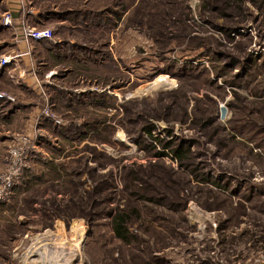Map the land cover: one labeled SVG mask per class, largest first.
Wrapping results in <instances>:
<instances>
[{"label":"rangeland","instance_id":"obj_1","mask_svg":"<svg viewBox=\"0 0 264 264\" xmlns=\"http://www.w3.org/2000/svg\"><path fill=\"white\" fill-rule=\"evenodd\" d=\"M239 6L0 0V57L17 55L0 67V264H215L260 232L264 202L213 191L264 188V0ZM25 25L54 37L21 41ZM118 209L142 241L114 237Z\"/></svg>","mask_w":264,"mask_h":264},{"label":"trees","instance_id":"obj_2","mask_svg":"<svg viewBox=\"0 0 264 264\" xmlns=\"http://www.w3.org/2000/svg\"><path fill=\"white\" fill-rule=\"evenodd\" d=\"M240 4V8L242 7V0H237ZM145 3V1H143V3H141V7L139 9V11L141 10L143 4ZM204 10H206V8H204ZM121 18V15H119V19ZM175 18V13H173L171 15L170 21L172 19ZM167 28V27H166ZM227 35L229 36V32H226ZM230 37V36H229ZM263 95V94H262ZM264 96V95H263ZM145 131H147L146 133H149L150 136H153L152 131L153 129H145ZM219 182V181H217ZM219 184V183H218ZM220 188H223L221 185H218ZM215 193L219 194V195H224L225 198L231 202H233L234 204H236L237 206H239V208H241V210L239 211L240 213H246L249 214L248 212V207H254L256 208V210L261 209V206H255V200H259L261 202H264V198L257 195L255 192H253L252 190H213ZM136 212H133L132 214L130 213H126L121 209L117 210V213H115V215L113 216L112 219V224H111V228L113 230V235L115 238H117L118 240H120L122 242V244L124 245H130L131 243L135 242V241H142L141 237H140V231H136L134 232L132 230V226H133V214ZM230 219H224L220 221V226L219 228H225L227 226V224H229ZM250 231L253 234L252 236H249L251 239H248L245 243L250 242L253 246L256 245H262L264 247V224L259 228V233L257 232L258 229L257 228H249ZM255 232V233H254ZM241 235H246V233L241 234ZM235 236H237L235 234ZM142 245V244H141ZM139 246H137V249H140ZM227 247V246H226ZM226 247L224 248V250L226 249ZM223 249V247H222ZM227 255V253H226ZM241 257H243V254L241 253ZM156 260H159L158 257H154ZM163 261L165 262L164 258H162ZM167 261V260H166ZM241 261L244 263L247 260L245 259V257L243 259H241ZM203 264H213V262L211 261V259L208 257L204 260ZM217 264V263H215Z\"/></svg>","mask_w":264,"mask_h":264},{"label":"built area","instance_id":"obj_3","mask_svg":"<svg viewBox=\"0 0 264 264\" xmlns=\"http://www.w3.org/2000/svg\"><path fill=\"white\" fill-rule=\"evenodd\" d=\"M6 23H11L10 16H6ZM20 34L32 38L33 40L52 39L54 37V33L50 28L38 29L29 25H25L21 28ZM16 59L17 55L8 58L2 56L0 57V67H5L10 63L15 62ZM222 247L221 244H216L212 252V255L217 258V264H264V247L262 245L253 246L250 242H247L244 245V249L236 254L233 249L230 250L229 246H227L225 250H222ZM241 253L243 254V257H241ZM226 256L231 259V262L225 261ZM244 257L247 261L243 263L241 259Z\"/></svg>","mask_w":264,"mask_h":264},{"label":"bare ground","instance_id":"obj_4","mask_svg":"<svg viewBox=\"0 0 264 264\" xmlns=\"http://www.w3.org/2000/svg\"><path fill=\"white\" fill-rule=\"evenodd\" d=\"M166 76H167V75H165V74H163V75H158V76L156 77V79H158L159 77H166ZM260 175H261V173L257 174V177H259ZM261 183H262L261 181L256 182V184H255L253 190H255V191H257V192H262V191L264 190V188H263L262 186H260ZM263 192H264V191H263ZM76 237H77V238H76ZM76 237H75L76 240L71 244L72 247H76V246H78V245H79V242L81 241V237H78V236H76ZM61 243H62V242L59 243L58 240H53V241H52V244H53V245H51V247H52L53 249H56V251L61 252V249H64L63 243H62V245H61ZM77 248H78V247H77ZM33 255H34V252L32 251V252H31V256H33ZM67 255H68V253H67ZM76 256H77V251L72 252L71 254H69L68 257H67V258H68V259H67V263H69L71 260H73ZM64 257H65V256H64ZM31 258H32V257H31ZM28 259H30V258H28ZM27 264H30V263L27 262Z\"/></svg>","mask_w":264,"mask_h":264},{"label":"crops","instance_id":"obj_5","mask_svg":"<svg viewBox=\"0 0 264 264\" xmlns=\"http://www.w3.org/2000/svg\"><path fill=\"white\" fill-rule=\"evenodd\" d=\"M44 0H41V2H43ZM15 15H16V17L18 18L19 17V13H15ZM16 17H15V19H16ZM20 19V21L22 20L21 18H19ZM18 26H20V24H18ZM18 27H15L14 29L16 30ZM19 34H20V30H19ZM21 35V34H20ZM18 38H19V40H25V41H27V40H32V38H29V37H26V36H18ZM17 38V39H18Z\"/></svg>","mask_w":264,"mask_h":264},{"label":"water","instance_id":"obj_6","mask_svg":"<svg viewBox=\"0 0 264 264\" xmlns=\"http://www.w3.org/2000/svg\"><path fill=\"white\" fill-rule=\"evenodd\" d=\"M226 111H227V108L226 107H222V117L223 118L226 116Z\"/></svg>","mask_w":264,"mask_h":264}]
</instances>
